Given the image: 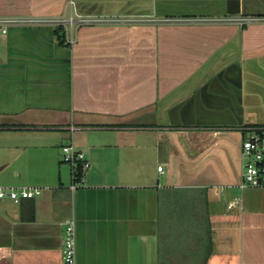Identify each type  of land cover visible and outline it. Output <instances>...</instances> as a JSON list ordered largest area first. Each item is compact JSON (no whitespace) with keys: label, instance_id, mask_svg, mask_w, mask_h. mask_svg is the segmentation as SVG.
Here are the masks:
<instances>
[{"label":"crops","instance_id":"crops-1","mask_svg":"<svg viewBox=\"0 0 264 264\" xmlns=\"http://www.w3.org/2000/svg\"><path fill=\"white\" fill-rule=\"evenodd\" d=\"M228 1L0 0V17L104 19L0 30V187L43 190L0 198V264H63L69 221L77 264H264V189L239 188L264 21H164ZM68 145L90 162L75 190Z\"/></svg>","mask_w":264,"mask_h":264},{"label":"built area","instance_id":"built-area-1","mask_svg":"<svg viewBox=\"0 0 264 264\" xmlns=\"http://www.w3.org/2000/svg\"><path fill=\"white\" fill-rule=\"evenodd\" d=\"M115 21L120 19H114ZM131 20V19H130ZM53 22L57 25L93 24L104 21L101 18H60L34 21L31 19L0 17V30L7 33V27L12 24L27 22ZM167 22L206 23V24H238L241 26L253 22L264 21V17H245L242 15H224L217 17H180L164 19ZM244 138L242 142V182L239 188L243 191L248 188L264 189V126H250L242 129ZM63 162L70 166L73 185L82 182L84 173L89 169L90 162L86 155L72 145L63 147ZM163 167H159L162 171ZM43 190L33 187H0V198H9L15 203L34 199L42 195ZM231 208V207H230ZM63 264H77V236L75 223L69 221L63 236Z\"/></svg>","mask_w":264,"mask_h":264},{"label":"water","instance_id":"water-1","mask_svg":"<svg viewBox=\"0 0 264 264\" xmlns=\"http://www.w3.org/2000/svg\"><path fill=\"white\" fill-rule=\"evenodd\" d=\"M227 13L230 15H238L241 13L240 0H229L227 6ZM33 200V199H29Z\"/></svg>","mask_w":264,"mask_h":264}]
</instances>
